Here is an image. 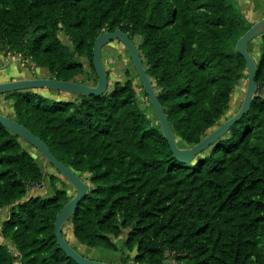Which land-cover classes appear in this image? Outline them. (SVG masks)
Returning <instances> with one entry per match:
<instances>
[{"label":"trees","instance_id":"trees-1","mask_svg":"<svg viewBox=\"0 0 264 264\" xmlns=\"http://www.w3.org/2000/svg\"><path fill=\"white\" fill-rule=\"evenodd\" d=\"M253 25L239 0H0V39L57 80L92 86L80 79L89 73L97 85L96 39L128 33L184 148L221 125L247 80L236 45ZM256 40L258 94L249 114L191 164L174 157L131 80L77 101L5 95L14 101L11 118L89 185L69 223L82 246L119 252L115 240L129 230L123 247L137 248L133 264H264V34ZM44 182L34 156L0 124V209L9 210L0 237L14 249L0 243V264H77L54 235L57 215L74 196L57 190L26 200ZM121 263L130 258L122 255Z\"/></svg>","mask_w":264,"mask_h":264},{"label":"water","instance_id":"water-1","mask_svg":"<svg viewBox=\"0 0 264 264\" xmlns=\"http://www.w3.org/2000/svg\"><path fill=\"white\" fill-rule=\"evenodd\" d=\"M263 34L264 18L256 22L239 39L236 45V51L244 58L248 70L247 90L241 109L233 117L227 119L219 127L212 130L202 141L189 148L180 147L178 145V141L170 125L168 116L161 101L159 100L158 93L148 74L138 48L132 41L130 35L120 29L102 33L95 41L93 49V65L98 77L96 86L61 81L55 78L18 79L0 83V96L13 92L33 90H53L75 95L77 97L103 96L110 91V78L103 61L102 51L104 47L111 42L120 41L129 53L144 87L145 93L147 94L148 100L153 107L164 137L168 141L174 157L183 164H191L219 140L229 134L232 127L240 122L244 116L249 114L252 104L257 97L258 91L256 80L258 65L257 60L249 51V45ZM2 62L3 67L0 69H6L7 63L5 61ZM0 124L13 134L17 135L21 140L27 142L35 148L45 159V165L49 164L53 166L55 170H57V172L75 189V196L64 205L60 213L57 215L55 222L54 235L56 237L57 244L65 252L67 257L74 260L77 264H124L90 259L78 251L65 236L66 227L77 213L82 201L90 193V187L87 182L78 173H76V171L60 161L52 152L51 148L41 138L36 136L16 119L0 113Z\"/></svg>","mask_w":264,"mask_h":264},{"label":"rangeland","instance_id":"rangeland-1","mask_svg":"<svg viewBox=\"0 0 264 264\" xmlns=\"http://www.w3.org/2000/svg\"><path fill=\"white\" fill-rule=\"evenodd\" d=\"M264 3V1H263ZM261 9V8H260ZM259 9V11H260ZM256 15V14H255ZM251 20H255L256 17H249ZM254 24V23H253ZM58 37L67 45L72 48H75V45L71 38L63 31H58ZM260 42L256 40L254 44L251 46L252 55L254 58L259 61L261 54H260ZM103 61L106 67V70L109 72L110 75V89L113 90L115 84L120 82L121 84H125L128 80H131L134 85V90L138 99V104L141 109L145 110L147 114L153 118L152 111L149 109V102L148 99L145 97V90L142 87L141 80L137 74L135 66L127 52L125 46L120 41H114L104 47L102 51ZM0 59L6 60L8 62H12L17 69L24 70L26 73H29L30 76L33 78H52L53 75L50 71L46 68L39 67L35 63L31 62L30 60L24 59L22 54H17L15 52L10 51L8 44L0 39ZM87 72L90 71L88 65L86 67ZM89 79L90 85L95 86V77L94 75H90L89 73L85 74L80 79ZM247 90V80L241 82L239 86H237L234 90V93L231 97L229 108L226 112L225 117L221 120L220 124H223L227 119L233 117L242 107L243 101L245 98ZM34 93L49 98L55 101H63L58 100V97L66 96L69 100L67 101H77V96L68 94L66 95L63 92L53 91V90H33ZM258 94V91H257ZM260 94V93H259ZM2 99V98H0ZM4 99V98H3ZM66 101V100H64ZM21 144L23 148L31 153L34 158L37 160L39 165L42 167L45 182L44 186H35L32 187L29 191L28 197L26 200H29L33 197H41V198H51L55 195L57 190H65L67 191L68 195L73 197L76 194L75 189L70 185L58 172L55 168L49 164L45 165V159L43 156L31 145L27 142L21 140ZM209 152H206L201 157H206ZM51 177H55L57 179H61V182L57 184H52ZM9 210L4 209L0 211V227L3 223V220L8 215ZM129 230L124 231L123 237H120L117 240V244L120 245L119 252H108L104 253V251H100L96 253V256H92L90 253L87 252L85 248L77 241V239L73 235V228L71 225H68L65 229V233L67 234V238L70 243L75 246L83 255L90 259H95L103 262H114V263H121L122 255L128 256L130 258V263L133 264L134 259L137 255V248L134 251H129L123 247L121 244L122 240L124 241L125 236L128 234ZM0 243L9 244L10 249H13V245L7 239L0 237ZM123 243V242H122ZM122 245V246H121ZM172 261H169L171 264ZM19 264V263H15Z\"/></svg>","mask_w":264,"mask_h":264},{"label":"crops","instance_id":"crops-1","mask_svg":"<svg viewBox=\"0 0 264 264\" xmlns=\"http://www.w3.org/2000/svg\"><path fill=\"white\" fill-rule=\"evenodd\" d=\"M263 1L264 0H239V5L241 7V10L250 23L255 24L256 22L264 18ZM250 16L256 17V19L253 21L249 19ZM2 61H5L7 63V67L6 69H0V83L12 81V80H18V79H31L32 78V76H30L29 73H26L24 70L17 69L12 62H8L3 59H0V68L3 67ZM65 94L68 95L67 93ZM0 98H2L0 99V113L6 116H9V117H14L15 115L14 101L7 99L5 95L0 96ZM58 98H59L58 100H63V101L69 100L66 96H61ZM125 238H124V241L122 240L123 243L121 242L122 245L125 242ZM117 240H115L116 244H117ZM117 246L120 248L119 244H117ZM83 248H85L87 252L90 253L93 257L96 256V253L102 250L104 251V249H100V248L91 249L86 246H83ZM108 252L110 251H107V250L104 251V253H108Z\"/></svg>","mask_w":264,"mask_h":264},{"label":"built area","instance_id":"built-area-1","mask_svg":"<svg viewBox=\"0 0 264 264\" xmlns=\"http://www.w3.org/2000/svg\"><path fill=\"white\" fill-rule=\"evenodd\" d=\"M37 186H40V185H37ZM41 187V186H40ZM2 210H4V209H0V211H2ZM6 219V218H5Z\"/></svg>","mask_w":264,"mask_h":264}]
</instances>
